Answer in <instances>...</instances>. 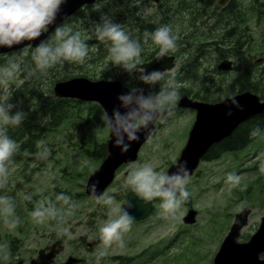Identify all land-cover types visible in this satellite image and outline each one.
Here are the masks:
<instances>
[{
	"label": "rangeland",
	"instance_id": "obj_1",
	"mask_svg": "<svg viewBox=\"0 0 264 264\" xmlns=\"http://www.w3.org/2000/svg\"><path fill=\"white\" fill-rule=\"evenodd\" d=\"M142 1L148 3L143 5ZM152 1L155 0H139L138 4L137 0L98 1L84 11L85 16L75 17L67 25L87 37L102 16H110L126 5L127 11H131V17L142 19L143 16L145 17L142 6L148 10L150 4H153ZM206 3L208 5L206 15L196 21L197 26L189 28V31H193L194 38L206 44L204 52L207 59L199 60L202 62L201 68L210 69L218 62L214 63V56L211 58L208 55L212 52L209 50V39L202 38L219 36L218 40L221 43L224 40V32L230 28L243 36V43L240 47V37L238 35L231 37L225 49L232 48V53H225L223 60L232 62L237 58L234 53L238 50L247 61L253 58L256 62L261 58L262 60H258L257 64V77L251 76L249 81L256 79L257 88L254 93L264 98V74L262 75V69L259 68L264 64V0H216ZM114 8L116 10H113ZM235 11L240 14V19L236 21L233 18ZM219 12H224L229 20L224 19L215 23ZM92 13L94 15H90ZM129 18L124 16L122 20L129 23ZM205 20L207 23L201 24V21ZM173 26L177 28L176 20L171 21L172 29ZM85 42L89 45L90 51L84 64L65 62L62 66L58 65L46 73H41L35 69L31 59L34 47L27 46L3 55L0 66L7 64L10 58H17L22 61L23 72L20 80L23 81V77H27L28 72L32 71L34 74L30 77L40 80H35L39 86L55 79L59 73L81 68L95 76L94 78L118 79L116 76L119 75L125 79V82H129L130 79L131 82L133 81L127 73L110 63L109 44L94 37L86 39ZM147 46V44L142 46L143 51ZM197 47L199 46L191 42L184 55H178L179 59L175 61L174 68L169 71L176 73L175 68L180 60L183 64L189 56L197 54ZM25 49L26 55L23 51ZM243 68L244 66L240 64L239 71ZM207 69L202 71L194 84L188 86H200L206 94H213L216 91L218 94L225 92L229 83L226 80H219L216 74L207 73ZM220 77L227 79L229 75ZM19 84L21 83L14 84L10 88L11 93ZM71 104L69 116L53 131L47 133L44 139L39 142H24L23 140L29 137V133L24 132L22 140L16 141L20 145L19 148L23 147L20 143H27L34 148L32 150L34 152L27 153L26 150H22L20 161H12L10 163L12 165L8 166V183L0 188V196L12 198L15 215L20 219L19 226L13 231L8 230L0 219V244L9 245L11 252L9 262L22 260L27 263L29 257H34L38 249L60 239L62 246L55 258L56 261L73 254L83 259L79 264H98L96 254L102 248L99 228L108 219L115 218V214L110 217V209L98 204L94 197L87 196L84 189L86 179L100 162V159L90 155L96 147L106 143L109 129L101 118L104 111L99 104L84 100L80 103L73 100ZM178 116L171 114L168 117L166 114L163 117L164 122H160L151 133V139H147L142 144L137 159L116 171L113 181L103 193L107 192L114 196L120 207L125 201L127 191L132 190L126 185L127 176L132 168L148 163L157 171L166 173L168 167L176 162L186 142L189 125L188 120L179 119ZM9 128L12 130L15 127ZM7 134L11 138L10 134ZM41 144L50 149L51 154L47 159L37 158L36 154L40 151ZM262 163H264V127L259 130L258 135L251 136L246 147L234 152H224L214 159L201 160L190 174L189 183L186 185L190 195L175 215L165 216L160 208L162 201L159 198L152 200L154 205L152 213L142 221L133 222L131 230L124 235V247L113 245L112 248L107 249V255L99 260V264H117L119 261L115 257L120 256L132 257L131 264H213V257L228 232L235 213L243 208L249 209L247 224L240 230L238 241H245L254 233L261 216L264 215V174L259 170ZM230 173L242 178L240 186L233 187L228 182L227 177ZM60 193L70 196L77 203L74 214L67 217V224L64 225L69 228L71 239L56 229L55 221L35 224L30 217L31 211L41 199H48L58 208L61 207L56 201V196ZM26 195H30L32 199L26 200L24 198ZM190 208L197 212L195 221L185 223L182 217ZM261 257H264V253Z\"/></svg>",
	"mask_w": 264,
	"mask_h": 264
},
{
	"label": "clouds",
	"instance_id": "obj_2",
	"mask_svg": "<svg viewBox=\"0 0 264 264\" xmlns=\"http://www.w3.org/2000/svg\"><path fill=\"white\" fill-rule=\"evenodd\" d=\"M66 0H0V47L12 48L26 41L39 39L49 27L56 23ZM139 0H137V4ZM97 39L109 44L108 58L110 63L130 78H135L140 84L132 85L131 79L126 84L127 91L120 93L116 99L118 105L113 107L111 114L106 110L102 114V120L114 137V145L126 153L131 143L140 139L139 133L144 130L150 132L149 126L156 121L164 122L163 117L171 114L180 100V89L188 87L187 82H179L174 71H162L153 69L148 71L138 66L142 63L141 54L143 48L140 40L133 39L124 27L113 22L108 16H102L100 22L94 25L92 33L87 37L80 31H74L67 24L57 25L49 40H41L31 52V59L35 69L41 73L65 62L70 64H84L89 55V45L86 39ZM158 47L160 59L177 49V36L170 25H160L154 31H145L143 43ZM95 50V49H93ZM27 54V50H23ZM22 61L13 57L7 64L0 66V188L8 183L9 167L12 157L19 150L20 145L7 134L8 127H16L22 124L26 113L17 110L13 113L15 105L9 103L11 97L10 88L17 83H22L20 76L23 72ZM34 72L29 71L28 76ZM161 85L159 90L146 92L140 86L147 85L155 88ZM232 106L240 109L241 105L235 97L230 100ZM123 110V111H122ZM229 111L227 115H231ZM259 134V129H253L251 136ZM151 139L150 135L147 137ZM37 152L38 159H47L51 154L50 149L41 144ZM260 172L264 174V163L260 165ZM190 173L187 164H179L176 171L171 174L157 171L152 164L138 165L132 168L127 176L126 185L142 200L151 201L159 198L162 202L160 208L165 216L175 215L182 204L189 197L186 185L189 183ZM241 177L230 173L228 182L233 187L241 184ZM246 187V186H245ZM96 184L90 185V192L95 196L96 202L110 209V217L99 228V239L102 248L97 252V262L107 255V249L113 245L124 247V235L133 225L134 217L116 203L115 197L107 192L97 195ZM31 200L30 195L24 197ZM56 201L61 207L48 199H41L31 211L30 217L35 224H44L48 221L56 222V229L69 239L72 234L67 224V217L74 214L77 203L70 196L60 193ZM135 205L129 203L128 208ZM0 219L10 231L15 230L20 219L15 215V204L12 198L0 196ZM11 252L7 243L0 244V264H9Z\"/></svg>",
	"mask_w": 264,
	"mask_h": 264
},
{
	"label": "water",
	"instance_id": "obj_3",
	"mask_svg": "<svg viewBox=\"0 0 264 264\" xmlns=\"http://www.w3.org/2000/svg\"><path fill=\"white\" fill-rule=\"evenodd\" d=\"M91 2L93 0H66L62 5L56 23L51 25L44 35L35 41H26L12 48L0 47V54L18 50L29 45L35 48L41 40H46L48 34L78 9V7ZM173 66V55H167L160 59L157 54L151 60L141 63L139 68H144L148 71L153 69L168 71ZM217 67L218 69H229L231 62L229 60H223ZM126 91L127 87L120 80L103 78L90 79L84 76H74L65 80H59L53 85L54 97L75 98L96 102L103 109L104 113L107 110L109 114H111L113 107L118 105L116 97ZM232 97L237 99L241 105L240 109L231 105L230 100ZM178 106H187L195 109L196 118L190 129L186 144L181 150L176 162L171 164L167 169V173L171 174L176 171L179 164L186 162L188 171L191 174L198 165L200 158L213 143L229 136L240 123L264 110V100L260 101L259 97L251 91L237 93L216 103L191 100L187 95L183 94L180 97ZM229 111L232 112L231 115H227ZM154 124L149 126L150 132L142 130L138 134L140 139L132 142L129 151L123 154L120 148L115 147L114 137H112L109 130V138L106 141L107 154L99 166L86 179L84 191L87 195L95 197L90 192V185L92 184H96L97 186L96 194H101L112 182L116 170L122 164L131 163L137 159L142 144L154 130ZM129 203L135 205V207L128 208ZM121 208L129 211L134 217V221H138L150 214L153 209V203L142 200L131 190L127 193ZM196 213L195 209H189L183 216L182 221L185 223H193ZM248 214L249 209L247 208H243L240 212L235 213L233 222L213 257V264H264V258L260 257V254L264 252V215L260 218L257 230L248 240H237L240 230L247 224ZM53 256V252H45L43 249H40L38 255L31 259L28 264H51ZM77 260L76 258L69 257L65 262L59 264H72ZM9 264L25 263L18 260L16 262H9Z\"/></svg>",
	"mask_w": 264,
	"mask_h": 264
},
{
	"label": "trees",
	"instance_id": "obj_4",
	"mask_svg": "<svg viewBox=\"0 0 264 264\" xmlns=\"http://www.w3.org/2000/svg\"><path fill=\"white\" fill-rule=\"evenodd\" d=\"M161 1H163V3L161 4L163 10L161 11V16H160L161 18L156 23L155 20L144 21L143 18L137 19L131 17V11H127L126 5L120 7L118 10L114 8L113 10L116 11L108 17H110L113 20V22L121 24L133 39L138 38L141 42V45L142 44L144 45L143 34L145 31L148 32L154 31L157 27L162 25V23L163 25L164 24L168 25L170 23L169 25L171 26V21L176 20L179 25V28L176 33L177 43L179 45L177 54L183 56L187 48L182 46L186 44L190 46L191 42L193 43V45L199 46L197 47L198 48L197 54L189 56L184 61L182 68L178 72H176V79L179 81L181 80V82H187V84H194L196 79L200 77L202 71L204 69H207V67H205L204 69L201 68L202 62L199 61L200 59H207V55L204 52V49H206V47H204L206 46L205 42H203L200 39L194 38L195 35L193 31H189V28L191 26L194 27L197 26L196 21L198 19H201L202 16L206 15L207 13L206 9L208 8L206 2L216 1V0H161ZM231 1H239V0H231ZM177 14L179 15V17ZM85 15H86L85 12H82V10H80L77 12L76 15L70 16L69 18H67L66 21L60 23L59 25L67 24L73 21L75 17L85 16ZM90 15H94V14L92 13ZM124 16H127V18L130 17L129 23L123 22L122 19L124 18ZM224 19L229 20V17L226 16L224 12H221L219 13V16L215 18V23L220 22ZM204 23L206 24L207 20H205L204 22L201 21V24ZM53 32L48 37L52 36ZM223 36H224V40L226 41L225 46H227L231 37L235 35L233 30L228 29L226 33L223 34ZM242 37L243 36H241V44L243 43ZM202 39H209L210 48L212 47L218 48L221 46L220 40H218L219 36H215L212 38H202ZM147 45H148L147 49L143 51L141 54L142 62L151 59L158 52V47L151 44V42H149V44ZM232 50H233L232 48L229 49L223 48L220 49L215 55L218 56L219 58H223L225 53H232ZM208 55L211 56L212 58V56H214V53L211 52ZM0 57H1L0 58L1 61L4 56L2 55ZM78 67L81 68L82 66H78ZM206 72L210 74L218 73L215 66L211 67L210 69H207ZM263 74H264V69H262V75ZM74 76H84L90 79H95L94 78L95 76H92L87 70H84L82 68L75 71L66 70L64 73H59L55 79L50 80V82L46 83L45 85L42 84V86H39V84L35 81L37 79L34 78L33 76L32 77L24 76L23 82L19 84L15 89H13L14 91L12 90L11 97L9 100V103L15 105L13 112L20 110L26 113L23 124L16 126L12 130L8 127L7 133L10 134L11 139L15 141L18 140L21 141L23 138L22 134H25L24 132H26L29 133V137L23 140L24 142H39L42 139H44V136L47 133L53 131L56 126H58L64 119H66L71 112L70 109L71 102L74 100L80 103L82 100L54 97L53 85L56 81L65 80ZM104 77H106V75H104ZM116 77H118V79L124 85L128 83L124 81L125 79H123V77L119 75ZM131 83L132 85L140 84V82L135 78H133V81ZM163 83L164 82L161 81V83L156 85L155 88L142 84L140 86L144 87L149 92L159 89ZM245 88L247 87H245L244 85L239 86L235 83H230L225 93H227V95H230L238 92V89H245ZM180 93H186L192 96L193 98L210 100V101L216 100L218 98L217 96L219 95L218 91L214 92L213 94L203 93L202 88L197 85L181 88ZM263 127H264V110L256 114L254 117L239 124L228 137L216 143L211 150H208L207 151L208 153L205 154L203 158L206 160L214 159L219 157L224 152H234L246 147L251 140L250 133L252 132V130L256 128L261 130ZM26 145L28 146L27 148L29 150H27ZM22 146L23 147L19 148L17 153L12 157V161L14 162L20 161L23 149L26 150L27 153L34 152L31 149L33 147L29 146L27 143L22 142ZM91 154L92 155L90 156L94 158L95 157H97L98 159L104 158L106 155V144L103 143L99 145L92 151ZM115 259L119 261V264L122 263L131 264V261L133 260L132 257H125V256L115 257ZM125 261H127V263Z\"/></svg>",
	"mask_w": 264,
	"mask_h": 264
},
{
	"label": "flooded vegetation",
	"instance_id": "obj_5",
	"mask_svg": "<svg viewBox=\"0 0 264 264\" xmlns=\"http://www.w3.org/2000/svg\"><path fill=\"white\" fill-rule=\"evenodd\" d=\"M98 1H113V0H93V2H91V3H87V4H85V5H82V6H80V7H78L79 9L74 13V14H72L71 16H74V15H76L77 14V12L78 11H80V10H82V12H84V11H86V10H88L89 8H91L92 6H94ZM153 2V4L151 5L150 4V6L148 7V10H146L145 9V7L144 6H142L143 8H144V15H145V17L143 16V20L144 21H149V20H155V23L157 22V21H159V19L161 18L160 16H161V11L163 10V7H162V3H163V1H152ZM148 3V1H142L141 2V4H143V5H146ZM173 9H174V6H173ZM149 13V14H148ZM151 13H153V15L151 14ZM219 13H221V12H219ZM234 14V21L236 20V19H240V14L238 13V12H234L233 13ZM178 15V14H177ZM152 16H155L154 18H152ZM70 17V16H69ZM237 17V18H236ZM177 25H178V23H177ZM148 26V25H147ZM176 27L175 26H173V29H175ZM178 28H179V25L177 26V28H176V30H175V32H174V34L176 35V33H177V30H178ZM229 30H231L230 28H228ZM207 30L209 31V29L207 28ZM53 32V31H52ZM52 32L50 33V34H52ZM234 32V35H238L239 37H240V42H241V35H239L238 33H236L235 31H233ZM224 33H226V32H224ZM49 34V35H50ZM221 43H222V46H220V47H212V48H210L209 50H211L214 54H216L220 49H223V48H225V44H226V41L225 40H222L221 41ZM240 47H241V43H240V45H239ZM182 47H186V48H188L189 47V45L188 44H186V45H183ZM239 47V48H240ZM230 47H228V49H229ZM179 49V45H178V43H177V49H176V51L175 52H170L168 55H173L174 56V61H177V59H179V57H178V54H177V50ZM158 51H159V49H158ZM198 51V48H196V52ZM239 52V50L236 52V53H234L235 55H236V57L237 58H234L233 60H232V62H231V67L229 68V69H226V70H224V69H218V64L220 63V61L221 60H223L224 58H219L218 56H216V55H214V63L215 62H217L216 63V70L218 71V73H216V75L218 76V78H219V80L221 79V80H223V81H227L229 84L230 83H235V84H239V86H245V87H247V88H245V89H238V92H236V93H234V94H230V95H227V93H225V92H223V93H221V94H219L217 97V99L216 100H213V101H210V100H204V99H197V98H193L192 96H190V95H188V94H186L187 96H188V98H190L191 100H195V101H202V102H206V103H216V102H219V101H221V100H223L224 98H227V97H230V96H233V95H235V94H237V93H241V92H244V91H251V92H253L254 93V91L256 92V79H254V80H252V81H249V79H250V77L251 76H255V77H257V64H258V62L259 61H261L262 59L261 58H259L256 62H254L253 61V58H251L250 60H245L244 59V57L241 55V54H239L238 53ZM157 54V53H156ZM227 58H230V57H227ZM243 65L244 66V68L243 69H241L240 71H239V65ZM182 66H183V64L181 63V60H180V63L178 64V66L175 68V71L176 72H178L181 68H182ZM174 68V67H173ZM172 68V69H173ZM260 69H264V64L263 65H260V67H259ZM251 69H255V70H251ZM239 71V72H238ZM231 74H233V75H231ZM228 76L229 75V78H227V79H222L220 76ZM243 77H244V79H243ZM107 79H109V78H107ZM179 82H181V80L179 81ZM254 90V91H253ZM182 94L183 93H180V97L182 96ZM256 94V93H255ZM258 95V94H257ZM259 96V95H258ZM259 98H260V100H263L264 98H261L260 96H259ZM178 103H179V101L177 102V105H176V107L172 110V113L171 114H177V115H179L178 116V118L180 119V118H182L183 120H188L189 121V125H188V135H189V132H190V129H191V127L193 126V124H194V121H195V118H196V110L195 109H193V108H191V107H187V106H178ZM170 114V115H171ZM168 115V117L170 116L169 114H167ZM254 117V116H253ZM160 124V121L158 120V121H156L155 122V126H154V129L158 126ZM8 130V129H7ZM153 132H154V130H153ZM228 137V136H227ZM226 138V137H225ZM187 139H188V136H187ZM187 139H186V141H187ZM224 139V138H223ZM222 140V139H221ZM221 140H219V141H221ZM218 141V142H219ZM218 142H216V143H218ZM216 143H213L212 145H211V147L209 148V150H211L213 147H214V145L216 144ZM20 144H22V143H20ZM106 144V143H105ZM185 144H186V142H185ZM184 144V145H185ZM184 147V146H183ZM32 150H34V148H31ZM27 150H28V148H27ZM208 153V152H207ZM206 153V154H207ZM106 154H107V150H106ZM106 156V155H105ZM103 160V158L102 159H100V162H99V164L101 163V161ZM201 160H206V159H204V158H202ZM126 164H128V163H126ZM10 165H12V164H9L8 166H10ZM123 165H125V164H122L120 167H122ZM119 167V168H120ZM118 168V169H119ZM129 191H131V190H129ZM129 191H127V193L129 192ZM127 193H126V195H125V199H126V196H127ZM96 199V198H95ZM144 201H146V200H144ZM151 202L153 203V201L151 200ZM153 208H154V205H153ZM153 210V209H152ZM152 213V211L150 212V214ZM149 214V215H150ZM148 215V216H149ZM147 216V217H148ZM147 217H145V218H147ZM144 218V219H145ZM144 219H142V220H144ZM142 220H138V221H142ZM134 222H136V221H134ZM61 240L60 239H57V240H54L51 244H49V245H45L44 247H42V248H40V249H43L45 252H53L54 253V256H53V258H52V262H51V264H59V263H63V262H65L69 257H71V258H76V259H78L76 262H73L72 264H79V263H82L83 262V259L81 258V257H78V256H75V255H73V254H70V255H67L66 257H63V258H61V259H59L58 261H56L55 260V258L57 257V255L60 253L59 252V250H60V248H61ZM40 249H38L37 250V253H38V251L40 250ZM37 253H36V255L34 256V257H29V261L28 262H30V260L32 259V258H35L36 256H37ZM16 262V261H15ZM27 262V263H28ZM117 264H119V263H117ZM122 264H125V263H122Z\"/></svg>",
	"mask_w": 264,
	"mask_h": 264
},
{
	"label": "bare ground",
	"instance_id": "obj_6",
	"mask_svg": "<svg viewBox=\"0 0 264 264\" xmlns=\"http://www.w3.org/2000/svg\"><path fill=\"white\" fill-rule=\"evenodd\" d=\"M237 33V32H236ZM199 36V35H198ZM150 49V48H149ZM239 85V84H238Z\"/></svg>",
	"mask_w": 264,
	"mask_h": 264
}]
</instances>
